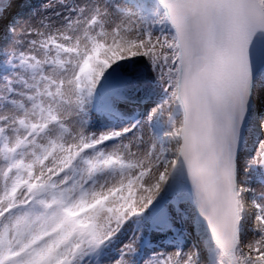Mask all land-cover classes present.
I'll list each match as a JSON object with an SVG mask.
<instances>
[{
  "label": "snow or ice",
  "instance_id": "1",
  "mask_svg": "<svg viewBox=\"0 0 264 264\" xmlns=\"http://www.w3.org/2000/svg\"><path fill=\"white\" fill-rule=\"evenodd\" d=\"M0 264H264V0H0Z\"/></svg>",
  "mask_w": 264,
  "mask_h": 264
},
{
  "label": "rangeland",
  "instance_id": "2",
  "mask_svg": "<svg viewBox=\"0 0 264 264\" xmlns=\"http://www.w3.org/2000/svg\"><path fill=\"white\" fill-rule=\"evenodd\" d=\"M194 240H195V237H190L189 243L194 242Z\"/></svg>",
  "mask_w": 264,
  "mask_h": 264
}]
</instances>
